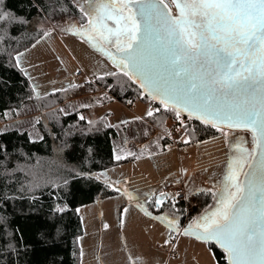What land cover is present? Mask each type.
<instances>
[{"label":"snow or ice","instance_id":"obj_1","mask_svg":"<svg viewBox=\"0 0 264 264\" xmlns=\"http://www.w3.org/2000/svg\"><path fill=\"white\" fill-rule=\"evenodd\" d=\"M170 2L176 14L165 0H84L87 11L77 0L76 6L88 17L86 27L95 33L90 39L102 41L104 47L98 50L107 49L122 74L147 89L150 98L159 99L165 107L171 104L173 111L180 106L189 117L195 114L205 122L220 120L251 129L258 156L249 152L228 163L223 180L214 185L215 192L199 190L211 193L217 204L209 206L213 211L205 208L183 233L215 241L227 253L228 264H264V0ZM14 20L23 22L0 9V32ZM68 24L77 26L72 21ZM23 55L17 53V66ZM176 115L179 118L180 113ZM4 156L6 150L0 146V184L8 183L16 171L3 163ZM249 159L254 163L243 172ZM240 172L246 181L243 187ZM128 196L136 199L131 193ZM170 196L161 191L153 203L163 207L168 201L175 209V198L169 200ZM137 206L144 207L139 202ZM156 219H164L169 227L178 223L175 215Z\"/></svg>","mask_w":264,"mask_h":264},{"label":"trees","instance_id":"obj_2","mask_svg":"<svg viewBox=\"0 0 264 264\" xmlns=\"http://www.w3.org/2000/svg\"><path fill=\"white\" fill-rule=\"evenodd\" d=\"M0 9L23 21L14 20L0 32L4 36L0 41V117L8 111L17 115L25 104L33 103L39 111L37 126L41 133L33 138L27 130L15 127L0 132V146L6 150L3 163L16 169L8 183L0 184V264H80L78 239L83 228L77 208L124 191L123 186L100 172L135 155L115 157L117 128L107 123L106 117L88 119L82 109L64 111L80 83L41 96L16 65L17 53L47 32L39 26L41 22L64 15L83 17L76 4L72 0H0ZM86 82L94 90L104 91L99 101H152L161 110L149 119L160 129H166L168 121L177 117V110L155 102L122 72ZM81 115L85 119L81 120ZM221 129L194 118H187L184 124L190 141L213 138ZM153 201L146 205L152 206ZM175 201L174 210H179L176 213L184 225L187 212L198 214L214 199L211 193L199 192L189 210L184 201ZM150 211L160 215L151 207ZM209 244L217 263L228 264L227 253L215 243Z\"/></svg>","mask_w":264,"mask_h":264},{"label":"rangeland","instance_id":"obj_3","mask_svg":"<svg viewBox=\"0 0 264 264\" xmlns=\"http://www.w3.org/2000/svg\"><path fill=\"white\" fill-rule=\"evenodd\" d=\"M72 2L76 4L77 0ZM80 2L84 3V0ZM165 2L176 8L170 0ZM84 8L86 11L89 9L87 3H84ZM84 18L64 15L41 22L39 26L43 27L48 35L40 37L21 52L26 51L27 59L57 58L53 70L45 72V80L38 79L39 83L33 85L39 95L43 96L76 83L80 85L75 95L80 94L92 90L89 85H85L90 77H105L106 72H121L110 58L107 49L103 52L98 50L104 47L103 43L98 38L90 39L93 37L92 30H89L90 33L85 30L88 17L85 20ZM68 21L77 26H70ZM80 69L85 75H77ZM97 96L96 99L84 97L74 101L72 97L63 109L67 112L75 108L81 109L83 104L90 105L94 100L99 101L101 95ZM143 101L145 100L136 99L125 105L126 103L119 100H101L99 104H94L84 112L88 119L95 116L106 117L107 123L115 126L129 145L128 155H135L133 160L114 165L100 173L113 183H121L124 189L128 187L134 197L143 198L144 202L130 200L128 193L131 190H124L79 206L77 212L81 216L83 228L78 239L80 264H218L209 242L171 231L144 209L150 211L151 207L162 216L175 215L177 224H180L181 216L176 213L171 203L166 201L165 204L169 205L157 207L154 204L148 206L147 202L160 198L161 191L171 194L170 200L174 194L164 190L165 184L183 182L186 181V176H189L190 184L197 186L194 188L196 193L189 196L190 206H194V196L200 189L215 191L214 185L223 180V161L227 157V146L231 152L235 146L237 150H241L238 152L241 154L240 159L249 152L253 155V134L249 130L222 128V133L217 137L190 141L184 124L187 118L191 117L180 114L179 118L185 116L180 125H172L173 120L178 118L175 117L168 121L166 129H160L161 133L165 134L164 137L170 140L165 146L163 137L159 135L144 148H133L137 136L124 134V128L136 127L135 123L141 117L139 110ZM38 112L35 104L27 103L17 115L8 111L0 117V128L15 127L27 130L33 138H39L41 133L37 126ZM119 144L120 138L116 141V145ZM249 161L250 159L247 160L243 172ZM243 172L239 173L240 183ZM149 193L156 195L149 198L146 195ZM137 202L142 203L144 207H138ZM216 204L217 201L214 200L210 206ZM213 210L214 208H209V211ZM202 213L203 211L190 215L187 212L186 224L182 226L190 225Z\"/></svg>","mask_w":264,"mask_h":264},{"label":"crops","instance_id":"obj_4","mask_svg":"<svg viewBox=\"0 0 264 264\" xmlns=\"http://www.w3.org/2000/svg\"><path fill=\"white\" fill-rule=\"evenodd\" d=\"M26 56H27V54L25 51L23 57L21 58V63L19 65L21 66L23 71L27 73V76L29 77L31 83L35 86L36 84L39 83L38 79H41L42 81L45 80V78L43 77L45 72H47L49 70L50 71L53 70L52 67L56 65L55 63H56L57 58L55 60V58H52V57H49V58L40 57V59L37 60L34 58L27 59ZM25 60H28V61H25ZM59 65H60V63H59ZM85 85L86 86L89 85L92 88V86L89 82H86ZM86 86H84V87H86ZM102 93H104V91L94 90L92 88V90L90 89V91L86 90L80 94H76L72 99H73V101L75 99L78 100V99H81L84 97H88V98L92 97V98L96 99L97 95H101ZM112 100L114 101L115 99H111V101ZM115 101H117V100H115ZM99 103H100V101L94 100L90 105L89 104H83V105H89L88 107H82L81 108L82 110H84L83 114H85L84 112H87L94 104H99ZM142 103H143V105L140 106V110H139V114L141 117H140V120H138L135 123L136 127L124 128V130H125L124 134H128V135L133 134L134 136H137V141L133 145V148H144L150 141L154 140L159 135H161L163 137V146H165L168 142H170V140L168 138L164 137L165 134L163 135L161 133L160 128L156 127L155 125H153L150 122V119H149L150 116L147 115L149 110H152L153 114H154L156 112L155 111L156 107H154V105L151 103V101L145 100ZM148 104H149V106H148ZM125 105H127V103ZM78 109H80V108H75V110H78ZM98 117L99 116H95V118H93V119H96ZM221 133H222V131L219 134H221ZM219 134L217 136H219ZM119 138L121 139V144H119L117 146L116 141ZM204 140H207V139H204ZM113 143H114V155L116 158L117 157L123 158V157H126L128 155L129 145L123 139V136L121 135V133L118 129H117V136L113 139ZM238 152H241V150H239V149L237 150L236 146L232 152L230 151L229 146H227V157H226L225 161H223L224 175L227 172L228 163L235 162V161L240 159L241 154H238ZM101 175L103 176V174H101ZM188 180H190V178H189V176H186V181H183V183L185 184L188 196H190V194L196 193V191H195L196 189H194V188H196L197 186L196 187L192 186ZM115 184L121 185V183H115ZM126 188H127V189H125L126 191L131 190V189L129 190L128 187H126ZM129 193L134 195L132 190ZM135 198H136L135 200H138L140 202H144L143 198H141V199H138L137 197H135Z\"/></svg>","mask_w":264,"mask_h":264},{"label":"water","instance_id":"obj_5","mask_svg":"<svg viewBox=\"0 0 264 264\" xmlns=\"http://www.w3.org/2000/svg\"><path fill=\"white\" fill-rule=\"evenodd\" d=\"M165 4H167V3L165 2ZM167 5H168V4H167ZM168 7L171 9L172 14H176V12H177V9H176V8H173V9H172V7H170L169 5H168ZM161 8H163V5H161ZM133 80L135 81V79H133ZM135 82H136V81H135ZM136 83H137V82H136ZM137 84L139 85V83H137ZM139 86H140V85H139ZM143 91H144L146 94H148V90H147V89H143ZM152 99H153V98H152ZM153 100H154L155 102H159V103H160V100H159V99H153ZM168 106H169V107H172L171 104H169ZM176 110H177L180 114L189 117V115H188L186 112H184L180 106H176ZM191 118L197 119V118H195V114H193V116H192ZM197 120H200V121H202V122H205V121H203V120H201V119H197ZM205 123H208V124H211V125H214V126H217V127H221V128H228V129H235V130H249L250 132H252L250 128H248V127H244L243 125H231V124H229L228 122H224V121H220V120H212L211 122H205ZM252 134H253V133H252ZM258 154H259V149L257 148V145H256V143H255V144H254V152H253V155H252V156H258ZM249 163H254V161L250 159ZM249 163H248V164H249ZM247 171H249L248 167H246V169L244 170V172H247ZM245 183H246V181H245V177H244V175L242 174V178H241V185H242V187H243V185H244ZM144 210H145V212H146L147 214H149L151 217H153V218H155V219H156L157 216H161V217H162V215L155 214V213H153V212H151V211H149V210H147V209H144ZM157 220H158V219H157ZM159 221H161L163 224H165V225H166L171 231L176 232V233H181V234H183V235H185V234L183 233V230L189 227V225H187V226H182V225H180V224H175V225H173L172 227H169L168 222L165 221L164 219H159ZM186 236H191V237H194L195 239H197V234H196V233H191V234L186 235ZM197 240L204 241L203 239H197ZM205 242H206V241H205ZM208 242H213V243H215V241H208ZM215 244H216V243H215ZM216 245H217V244H216ZM217 246H218L219 248H221L219 245H217ZM221 249H222V248H221ZM222 250H223V249H222Z\"/></svg>","mask_w":264,"mask_h":264},{"label":"built area","instance_id":"obj_6","mask_svg":"<svg viewBox=\"0 0 264 264\" xmlns=\"http://www.w3.org/2000/svg\"><path fill=\"white\" fill-rule=\"evenodd\" d=\"M77 75L83 76L85 75V73L83 72V70L80 69L78 70ZM89 80H92V77H90ZM182 118H185V116L184 117L182 116L180 118H176L175 120H173L172 125H176V126L180 125L182 122ZM164 190L172 192L174 194L175 200L184 201L185 205L187 206V209L191 207L190 206L191 198L188 196L185 184L183 182H178V183H173V184L167 183L164 186Z\"/></svg>","mask_w":264,"mask_h":264},{"label":"flooded vegetation","instance_id":"obj_7","mask_svg":"<svg viewBox=\"0 0 264 264\" xmlns=\"http://www.w3.org/2000/svg\"><path fill=\"white\" fill-rule=\"evenodd\" d=\"M88 6H89V5H88ZM172 9H173V8H172ZM108 23L114 25V22H112V21H109ZM85 30H86L87 32L90 33L89 30H91V29H89V28H85ZM91 34H93V36H95V33L93 32V30H92V33H91ZM91 36H92V35H91ZM101 42H102V41H101Z\"/></svg>","mask_w":264,"mask_h":264}]
</instances>
